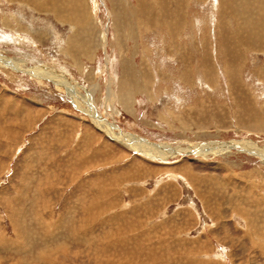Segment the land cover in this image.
<instances>
[{"label": "rangeland", "instance_id": "rangeland-1", "mask_svg": "<svg viewBox=\"0 0 264 264\" xmlns=\"http://www.w3.org/2000/svg\"><path fill=\"white\" fill-rule=\"evenodd\" d=\"M36 1L0 0L1 54L47 66L79 93L98 81L92 101L114 129L171 155L113 140L59 82L0 68V264H264V159L238 144L185 152L264 148V0ZM211 48L218 62L235 53L236 80ZM170 52L186 54L185 83ZM133 68L134 115L116 100L103 107L110 75Z\"/></svg>", "mask_w": 264, "mask_h": 264}, {"label": "bare ground", "instance_id": "bare-ground-1", "mask_svg": "<svg viewBox=\"0 0 264 264\" xmlns=\"http://www.w3.org/2000/svg\"><path fill=\"white\" fill-rule=\"evenodd\" d=\"M145 15H146V13H145ZM139 19H141V18H139ZM125 21H126V19H125ZM149 21H150V19H148V22ZM135 22H136V20H135ZM7 23H8V20L2 21V24L4 26H8ZM5 29H6V27H5ZM9 29H10V27H9ZM6 36H7V34H6ZM211 51H213V53H214L215 52L214 48L213 49L211 48ZM209 53H210V55L208 56L207 52L203 51L202 55L198 56V62L201 65L200 67L203 68L202 69V74L200 75V79L202 81H204L203 83H205L207 85L213 83V81H214V74L212 73V71L214 72V65H213L214 63L212 62V59L210 58L211 52H209ZM222 53L225 54V55H224V59L221 62L220 61L218 62L217 58L215 57V55H217L218 53L217 54L214 53V57L216 59V63H218V64L220 63V65H218L219 66L218 70L221 72V74H224L227 77L231 76V75L233 76V74H232L233 73V71H232L233 69L231 70L229 64L231 62H233V61H236L237 58H235V53H233L231 51H228V50H224V51H222ZM174 54H176V53H174V52L171 53L170 52V55L174 56ZM240 54H238V56ZM225 56H226V59H225ZM236 56H237V54H236ZM185 57H186V54L184 55V52H180V56L177 55V60H179V63H178L177 68H176V70L178 71L176 76L179 79H181V82L183 81V83H185V81H187L185 79H187V76H188V73H187V71L185 69V65H183V62L184 61L186 62V60H184ZM200 58H202L203 61H200ZM209 58H210L211 61L209 60ZM108 59L106 58V60H107L106 62H108ZM122 64H123V62H122ZM46 67L45 66H38V65L35 66V67H31V66L28 67L25 59L10 58V57H8L6 55L1 54V52H0V68H9V69L12 70L11 71L12 73H14L15 71L18 72V70H20V71L29 73L30 75H32V76H34L36 78H46V79L50 78L54 82H59V84L64 85L65 88L67 89L69 97H71V101L73 102V104L77 108H79L81 110L85 109V112H87L89 114V116L91 117V119H92L93 123L95 124V126L98 129H101L104 132H106L108 134V136H111L113 138V140L114 139H115V141L118 140L121 144H124L127 147H131L135 151H137V150L138 151H143L146 155H148V158H150V156H151V158L160 157L161 159H165L166 157H169V155H171V153L169 151L164 149L165 147H161V146H163V144L162 145H155L153 142L150 143L149 142L150 140L148 141V139L146 140L145 138H141V137L135 136L133 133H128V132L123 131V130L118 129V128H117L118 130L114 129L115 127H117V124H115L113 122L112 123L108 122L107 118L102 113H99V111L97 109V105L99 104V102L98 103H94L95 101L94 102L92 101V96L91 95L94 96L95 93L101 92V90H102V86H101V84L98 81H96V82H94L92 84H89V88L87 90V94L79 93L80 92L79 89L78 88L76 89V87L78 85L72 84V82L66 77H65V79H60V78H58L59 76H56L55 74L47 73ZM126 67H128V66L125 65V68ZM52 71H51V73H52ZM129 71L123 72L122 73L123 76L121 78H118L117 80H115V78L110 75V78H109V80L107 82V85L105 84L106 85V89L105 90H106L107 97L105 96V98L104 97L100 98V93L96 97V100L100 101V104L103 102L102 103L103 107H104V103L105 102L107 103L108 101L116 100V102H118L121 105V107H123L127 112H129L132 115H134V113H135V106H134L135 98H134V94L139 92V89L143 90V88L140 86V85H142L141 84L142 81L138 80V78H137L140 75L138 74V76H137L136 69L135 68L131 69V73L132 74L134 73L135 77L132 76L130 78L129 77V74H130ZM124 75H127V77H125ZM234 76L231 78V80L232 79L236 80V77H234ZM227 79L229 80V78H227ZM79 87H80V84H79ZM83 105H84V107H83ZM123 108H121V109H123ZM114 109H116V108H114ZM102 110L103 109H101V111ZM112 110L113 109H111L110 111H112ZM117 112L118 111L116 109V112H114V113L117 114ZM105 115L108 116L109 114L108 115L105 114ZM215 120H216V125L217 124H221V125L225 124L222 119L221 120L215 119ZM144 141L146 143H148V145H144L142 143ZM236 144H238V146L240 145L242 148H244L243 150L254 152V154L256 153L257 155H260V157H262L264 159V151H263L264 148L262 149V147L257 146L254 141H250V140H241L239 142L238 141H232V142H228V141H217V142L214 141L213 142V141H211L209 143H199V144H196L195 147H191L192 146L191 145L189 148L186 149L185 152L188 153V154L189 153H192L194 155L196 154L199 158L200 157L201 158H206V157H208V155H211V154L212 155H218V154H223L224 153L226 155H230V154H233L234 151H233L232 148ZM251 186H254V184H252ZM248 221L246 220V222H245L247 224V226L248 227H249V225L252 226L251 223H254L253 222L254 219H252V221L250 223Z\"/></svg>", "mask_w": 264, "mask_h": 264}]
</instances>
